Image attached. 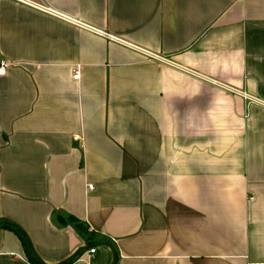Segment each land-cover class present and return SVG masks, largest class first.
<instances>
[{"label":"crops","instance_id":"obj_1","mask_svg":"<svg viewBox=\"0 0 264 264\" xmlns=\"http://www.w3.org/2000/svg\"><path fill=\"white\" fill-rule=\"evenodd\" d=\"M1 59L0 225L40 261L264 264V105L234 94L264 98V0H0ZM0 264H32L4 228Z\"/></svg>","mask_w":264,"mask_h":264},{"label":"trees","instance_id":"obj_2","mask_svg":"<svg viewBox=\"0 0 264 264\" xmlns=\"http://www.w3.org/2000/svg\"><path fill=\"white\" fill-rule=\"evenodd\" d=\"M68 222L71 225H73L75 230L78 231L86 239L87 245L90 246L92 244V241L90 238L93 236V234L91 233V231H89V228L84 223H82L79 220L72 218V217L68 219ZM1 223L2 224L0 225V228L11 230L19 237V239L21 240L23 247L26 251V257L30 263H32V264H44L35 255V252L32 248L29 237L27 236L25 231L18 224H16L13 221L5 220V219H3L1 221ZM75 258H76V255L72 256L71 258H69L68 260H66L60 264H70L73 262V260Z\"/></svg>","mask_w":264,"mask_h":264},{"label":"built area","instance_id":"obj_3","mask_svg":"<svg viewBox=\"0 0 264 264\" xmlns=\"http://www.w3.org/2000/svg\"><path fill=\"white\" fill-rule=\"evenodd\" d=\"M11 65H13L12 62H10L9 60L7 59H1L0 60V75H5L7 73V69L8 67H10ZM79 66H76L75 69H74V75L73 77L75 79L79 78ZM234 94H240L245 100L246 102H255V103H261L262 105H264V98H258L256 96H251L250 94H248L246 91L244 90H239L237 92H234ZM245 117V115H244ZM90 188H93V186H90ZM96 251V248H91L90 249V253L93 254L95 253Z\"/></svg>","mask_w":264,"mask_h":264}]
</instances>
